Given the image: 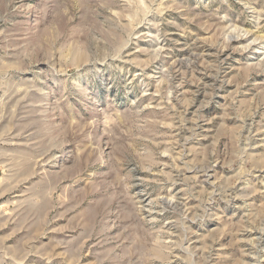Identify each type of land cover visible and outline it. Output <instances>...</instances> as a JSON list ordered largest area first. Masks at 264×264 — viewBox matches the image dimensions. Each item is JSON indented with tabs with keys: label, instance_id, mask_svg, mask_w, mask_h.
Returning a JSON list of instances; mask_svg holds the SVG:
<instances>
[{
	"label": "rangeland",
	"instance_id": "rangeland-1",
	"mask_svg": "<svg viewBox=\"0 0 264 264\" xmlns=\"http://www.w3.org/2000/svg\"><path fill=\"white\" fill-rule=\"evenodd\" d=\"M0 264H264V0H0Z\"/></svg>",
	"mask_w": 264,
	"mask_h": 264
}]
</instances>
